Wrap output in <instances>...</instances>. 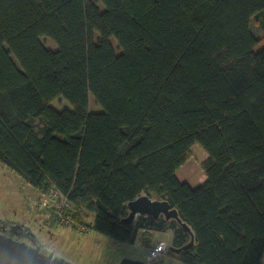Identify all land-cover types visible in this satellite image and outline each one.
<instances>
[{"label": "trees", "instance_id": "obj_1", "mask_svg": "<svg viewBox=\"0 0 264 264\" xmlns=\"http://www.w3.org/2000/svg\"><path fill=\"white\" fill-rule=\"evenodd\" d=\"M251 21L264 31V0H0V164L65 197L72 228L188 242L173 219L121 222L145 194L193 233L168 255L263 264L264 32ZM193 145L206 153L197 184L178 176Z\"/></svg>", "mask_w": 264, "mask_h": 264}, {"label": "rangeland", "instance_id": "obj_2", "mask_svg": "<svg viewBox=\"0 0 264 264\" xmlns=\"http://www.w3.org/2000/svg\"><path fill=\"white\" fill-rule=\"evenodd\" d=\"M251 28L256 34H263L254 21ZM40 41L46 48L56 49L55 43L46 36ZM113 45H116L113 42ZM117 51V49H116ZM52 106L56 109L68 108L66 100L58 98ZM90 108L100 109L90 98ZM189 161L178 171L181 180L189 184L202 183L204 173L199 163L206 157V153L198 145H193ZM46 197V198H44ZM53 193L41 195L37 190L21 180L12 170L0 164V227L9 235L14 236L17 244L27 248V252H37V258L52 255L61 264H118L122 258H136L146 264V256L152 246L163 242L171 245L172 231L151 230L150 237L138 233L134 243H117L113 239L90 230L87 225L76 224L72 228V221L64 217L63 209L58 206ZM58 214L59 226L48 227L50 212ZM139 216H137L138 218ZM92 214H87L85 221H90ZM52 220V219H51ZM68 221V223H67ZM51 225V224H50ZM148 241V242H147ZM151 264H184L177 256L159 255ZM264 264V257L262 260Z\"/></svg>", "mask_w": 264, "mask_h": 264}, {"label": "water", "instance_id": "obj_3", "mask_svg": "<svg viewBox=\"0 0 264 264\" xmlns=\"http://www.w3.org/2000/svg\"><path fill=\"white\" fill-rule=\"evenodd\" d=\"M127 215L121 218V222L130 223L137 216H150L154 219L162 217L166 220H175L188 234L189 241L180 247L169 245V250L179 253L193 244V233L189 226L182 222L175 208L171 207L165 199H151L142 194L126 203ZM51 255L46 258H37L34 252H27L21 244H16L10 238L0 235V264H61L59 260L50 262ZM118 264H144L136 258H122Z\"/></svg>", "mask_w": 264, "mask_h": 264}, {"label": "built area", "instance_id": "obj_4", "mask_svg": "<svg viewBox=\"0 0 264 264\" xmlns=\"http://www.w3.org/2000/svg\"><path fill=\"white\" fill-rule=\"evenodd\" d=\"M43 194H46V193H41V195H43ZM53 195H54L55 199H57V201H58V203H57L58 206H60V207L64 206L67 208L70 207L71 204L59 192L55 191V192H53ZM44 198H46V197H44ZM57 214L59 216H61L59 213H57ZM163 250H164V245L162 244V242H160L158 245L151 247L148 251L147 256H146V260H145L146 264H151V263L155 262L156 259L159 257V255L162 254Z\"/></svg>", "mask_w": 264, "mask_h": 264}, {"label": "flooded vegetation", "instance_id": "obj_5", "mask_svg": "<svg viewBox=\"0 0 264 264\" xmlns=\"http://www.w3.org/2000/svg\"><path fill=\"white\" fill-rule=\"evenodd\" d=\"M5 229H3V228H1L0 227V235H2L4 238H10V239H12L13 240V242L14 243H16L17 244V240L15 239V237L14 236H11V235H9L6 231H4ZM162 244L164 245V250H163V252H162V255H168V253H169V245H165L163 242H162ZM153 247V246H152ZM25 250H27V248L25 247ZM172 253H173V251H171ZM175 253V252H174ZM35 254H36V256L38 257V255H37V252H35ZM48 257V256H47ZM44 259V258H43ZM54 259L52 258V255H51V259H50V262H52ZM153 263H156V262H153ZM51 264V263H50Z\"/></svg>", "mask_w": 264, "mask_h": 264}, {"label": "crops", "instance_id": "obj_6", "mask_svg": "<svg viewBox=\"0 0 264 264\" xmlns=\"http://www.w3.org/2000/svg\"><path fill=\"white\" fill-rule=\"evenodd\" d=\"M192 184H197V183H192Z\"/></svg>", "mask_w": 264, "mask_h": 264}]
</instances>
